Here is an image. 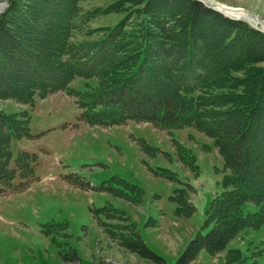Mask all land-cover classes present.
<instances>
[{"label": "trees", "instance_id": "16d2710c", "mask_svg": "<svg viewBox=\"0 0 264 264\" xmlns=\"http://www.w3.org/2000/svg\"><path fill=\"white\" fill-rule=\"evenodd\" d=\"M75 5L76 0H10L0 15V100L30 104L36 91L64 92L76 99L79 119L90 126L131 121L201 133L212 141L225 173L220 192L204 209L202 228L209 230L188 242L177 264H189L201 251L210 256L226 251L222 264H260V251L244 255L227 248L245 231L264 227V33L197 0H116L88 16L125 13L124 18L112 28L88 32L100 38L72 44V30L81 27L74 25ZM75 79H93L95 85L70 88ZM23 117L0 112L5 188L15 174L8 168L9 140L29 135ZM139 146L157 152L144 140ZM186 152L179 146L180 161L194 171L195 159ZM35 158L16 157L21 178L33 177ZM158 174L178 181L167 170ZM182 186L187 188L169 199L176 216L189 218L196 211L188 196L193 189ZM119 229L127 230L118 236L120 247L163 264L133 226ZM64 261L84 264L73 251Z\"/></svg>", "mask_w": 264, "mask_h": 264}, {"label": "rangeland", "instance_id": "374dc122", "mask_svg": "<svg viewBox=\"0 0 264 264\" xmlns=\"http://www.w3.org/2000/svg\"><path fill=\"white\" fill-rule=\"evenodd\" d=\"M115 1L76 0L73 21L81 27L72 30L69 42L96 40L101 33L88 32L112 28L123 19L125 13L88 16ZM204 1L223 16L264 32V0ZM9 4L0 0V15ZM219 6L237 12L225 14ZM86 83L95 85L93 79H75L69 87L83 91ZM0 112L23 115L29 128L27 137L9 140L8 168L15 174L10 188L0 184V264H67L64 257L70 251L84 264H159L118 245L119 234H127L122 226H133L163 264H177L188 242L200 230H209L202 228L204 209L220 192L225 172L212 141L194 129L161 130L131 121L90 126L79 119L76 99L64 93L40 96L36 91L30 104L0 100ZM140 140L157 152L142 151ZM175 142L194 157V171L180 161ZM21 153L36 157L33 182L34 177L21 178L16 169ZM162 170L178 181L159 175ZM23 183L29 184L25 190ZM182 184L193 189L188 196L196 211L189 218L176 216V204L169 199L176 189L187 188ZM228 247L244 255L260 251L256 260L264 264V227L245 231ZM225 253L201 252L189 264H222Z\"/></svg>", "mask_w": 264, "mask_h": 264}, {"label": "bare ground", "instance_id": "6f19581e", "mask_svg": "<svg viewBox=\"0 0 264 264\" xmlns=\"http://www.w3.org/2000/svg\"><path fill=\"white\" fill-rule=\"evenodd\" d=\"M209 2V1H208ZM219 8L222 10V11H224L223 13H227V11H230V12H237L236 10L235 11H233V10H230V9H226V8H224V7H222V6H219ZM228 14V13H227ZM232 15H235L234 13L232 14Z\"/></svg>", "mask_w": 264, "mask_h": 264}, {"label": "water", "instance_id": "95a60500", "mask_svg": "<svg viewBox=\"0 0 264 264\" xmlns=\"http://www.w3.org/2000/svg\"><path fill=\"white\" fill-rule=\"evenodd\" d=\"M198 1H200V2H202V3H206L209 7H211L212 9H213V6H211L210 5V2H208V1H204V0H198ZM218 11V10H217ZM220 12V11H219ZM221 13V12H220Z\"/></svg>", "mask_w": 264, "mask_h": 264}, {"label": "crops", "instance_id": "0c3cea01", "mask_svg": "<svg viewBox=\"0 0 264 264\" xmlns=\"http://www.w3.org/2000/svg\"><path fill=\"white\" fill-rule=\"evenodd\" d=\"M200 255V254H199Z\"/></svg>", "mask_w": 264, "mask_h": 264}]
</instances>
